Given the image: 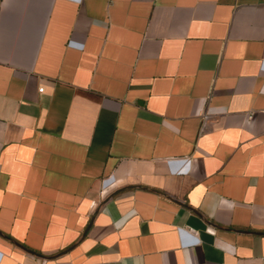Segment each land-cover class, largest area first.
Instances as JSON below:
<instances>
[{"label":"crops","instance_id":"1","mask_svg":"<svg viewBox=\"0 0 264 264\" xmlns=\"http://www.w3.org/2000/svg\"><path fill=\"white\" fill-rule=\"evenodd\" d=\"M0 264H264V0H0Z\"/></svg>","mask_w":264,"mask_h":264},{"label":"built area","instance_id":"2","mask_svg":"<svg viewBox=\"0 0 264 264\" xmlns=\"http://www.w3.org/2000/svg\"><path fill=\"white\" fill-rule=\"evenodd\" d=\"M43 90H44L43 88H40V89H39V92L42 93ZM206 118H207V117L205 116L204 119H203L202 130H204V128H205V126H206Z\"/></svg>","mask_w":264,"mask_h":264}]
</instances>
